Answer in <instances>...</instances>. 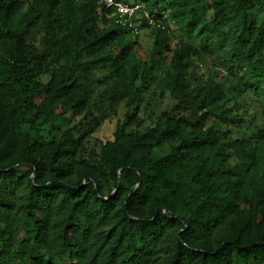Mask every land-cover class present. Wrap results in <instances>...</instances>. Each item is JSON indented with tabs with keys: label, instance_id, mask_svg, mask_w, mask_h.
<instances>
[{
	"label": "trees",
	"instance_id": "1",
	"mask_svg": "<svg viewBox=\"0 0 264 264\" xmlns=\"http://www.w3.org/2000/svg\"><path fill=\"white\" fill-rule=\"evenodd\" d=\"M125 1L176 45L152 28L143 60L96 0H0V264H264V0ZM213 49L235 84L197 71ZM154 86L173 102L142 127Z\"/></svg>",
	"mask_w": 264,
	"mask_h": 264
},
{
	"label": "rangeland",
	"instance_id": "2",
	"mask_svg": "<svg viewBox=\"0 0 264 264\" xmlns=\"http://www.w3.org/2000/svg\"><path fill=\"white\" fill-rule=\"evenodd\" d=\"M263 15H259L258 19H261ZM168 25L171 24L170 21L167 22ZM174 32V36L171 38L170 45L173 47L176 45L178 38L181 37L180 34H178L174 27L170 25L169 27ZM230 28V27H229ZM228 27L225 29L226 31L229 29ZM233 32H236L235 28H232ZM138 37L136 40H138V43L140 45L139 55L143 60H147L153 53V33L152 28L147 27L144 29H141ZM183 37V36H182ZM185 38V37H184ZM171 55V52H166L165 57L161 61V58L158 54L155 55V59L158 61H161L163 65H167L168 63V57ZM222 55V52H220L217 49H213L210 56H208V59L205 62H196V66L198 68V72L200 73L201 77L204 78H210L213 75H216V79L224 78L227 81V83L235 84V81L232 76H230L227 72V63H220L218 62V58ZM155 87V86H154ZM160 88H154L153 90L150 89L147 92L143 94L142 100L139 103L140 108L137 111L138 118L141 120L142 127H148L151 125V119H148L149 116L156 115L160 111L167 109L171 106V102L173 100L168 95L167 92H164L163 96L159 97ZM239 103L241 105V109L237 111V114L240 116H243L244 118H247V122H245L246 126L250 125V121H254L255 125H259L262 120V113L261 109L259 108V104L256 102V100L251 96H246L244 100H239ZM128 112V109L126 107V104L124 102L120 103V106L118 107L117 114L115 118L105 120L103 121L92 133L91 137L94 139H98L100 141H105L112 139L111 134L115 131L117 125H121L125 121V114ZM134 114V109H131V113ZM68 119L67 118H61L57 122V127L52 130V127L47 124H43L40 126V128L34 133H39L44 138H51L53 135H60L68 126ZM240 125V124H239ZM234 124H231V127H233ZM244 126V124H243ZM134 128V125L132 126ZM172 144L166 143L160 146L159 148H156V152L158 154H164L169 151Z\"/></svg>",
	"mask_w": 264,
	"mask_h": 264
},
{
	"label": "built area",
	"instance_id": "3",
	"mask_svg": "<svg viewBox=\"0 0 264 264\" xmlns=\"http://www.w3.org/2000/svg\"><path fill=\"white\" fill-rule=\"evenodd\" d=\"M97 6L103 10L106 17L114 19V23L125 27L132 36H137L144 26L149 28H169L165 14H155L146 10L142 3L126 2L125 0H96Z\"/></svg>",
	"mask_w": 264,
	"mask_h": 264
}]
</instances>
